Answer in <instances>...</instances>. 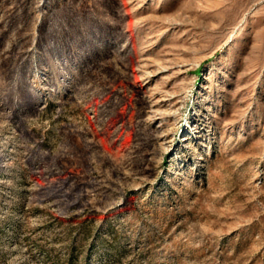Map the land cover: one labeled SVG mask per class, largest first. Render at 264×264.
I'll return each instance as SVG.
<instances>
[{
  "label": "rangeland",
  "instance_id": "1",
  "mask_svg": "<svg viewBox=\"0 0 264 264\" xmlns=\"http://www.w3.org/2000/svg\"><path fill=\"white\" fill-rule=\"evenodd\" d=\"M0 264H264V0H0Z\"/></svg>",
  "mask_w": 264,
  "mask_h": 264
}]
</instances>
